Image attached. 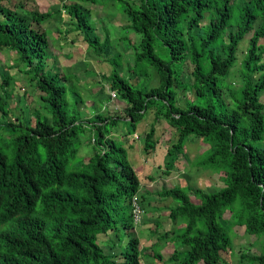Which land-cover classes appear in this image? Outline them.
<instances>
[{
	"label": "trees",
	"instance_id": "trees-1",
	"mask_svg": "<svg viewBox=\"0 0 264 264\" xmlns=\"http://www.w3.org/2000/svg\"><path fill=\"white\" fill-rule=\"evenodd\" d=\"M63 1L40 12L0 0V55L16 56L0 65V264H232L236 228L256 239L255 254L241 252L239 264H264V0ZM99 11L109 20L119 13L127 23L120 29L137 40L106 33L102 42ZM54 23L111 66L95 83L116 98L91 117L77 85L87 75L60 66L52 51ZM11 69L36 91L34 109L24 106L26 94L12 107ZM114 102L126 106L111 110ZM142 123L151 125L141 137L154 167L144 181L129 153ZM181 165L223 186L209 191L186 179L163 187L155 195L171 201L170 212L148 223L160 208L148 209L146 184ZM143 223L156 236L152 249L135 232ZM163 240L175 246L167 259Z\"/></svg>",
	"mask_w": 264,
	"mask_h": 264
},
{
	"label": "rangeland",
	"instance_id": "rangeland-1",
	"mask_svg": "<svg viewBox=\"0 0 264 264\" xmlns=\"http://www.w3.org/2000/svg\"><path fill=\"white\" fill-rule=\"evenodd\" d=\"M21 2L29 3L30 5L36 7V9H38L40 12H45L47 10H54L57 7L61 8V6L64 5L65 3V1L63 0H17V4H21ZM87 6L90 7L89 4ZM64 18L65 19L68 18L67 14H64ZM93 19L96 24L97 33L100 35L102 42L105 39L106 33L110 34L111 39L127 36L130 37L132 40L136 41L138 38L133 32L131 31L126 32L120 29L123 28L127 23L122 19V16L119 13L116 14L111 20H109L107 12L99 11L97 15H93ZM66 27L63 26L65 30L73 31L72 29H66ZM68 28L71 27L68 26ZM57 30H58L57 23H54L52 26H50V30H48L49 39L53 43L52 51L59 55L60 66H63L65 68L67 67L72 68L71 71L76 73L81 78L83 77V75H87L83 77V82L77 83V85L79 84L80 88H85L80 92V95L85 100V104L81 106V108L83 109V111L86 112L87 117H91L92 113L95 114L101 110H104L102 108L104 107L105 101L102 100H104V98H107V96L111 95V91L109 90L108 86L104 87V90H102L101 93L100 91L101 89H103V86L99 87V85H96V83L103 84V82L101 81L102 73L106 75L111 74V70H112L111 66H109L106 63V61H101L100 58H98L93 53H90L87 50V45L82 40L81 35H77L75 37L77 38L76 41H73L72 34H70L69 36L65 34H63V36L58 35ZM248 47H249V41L245 40L240 46L242 52L240 51L239 54L241 57H239V61L235 66V70L238 69L240 70L242 64L241 61L244 58L245 51H247ZM15 60H16V56L11 52L6 51L0 55L1 66L7 65V67H11L14 64ZM11 74L14 75L12 90L15 96L14 101L11 103L12 107L16 108L15 110H17L16 107L18 106V104L16 103L17 100H19L20 96L26 94L28 98L26 101H24V106L25 107H27V105L31 106L32 103V106L30 108L34 109L36 107L34 103V97L37 95L36 91H34L28 85L27 79L24 77L23 74H21L20 72L17 73L15 69H11ZM93 75L96 76L93 78ZM236 75H237V71L232 74L231 80L235 81ZM183 81L186 82L189 81V77L188 76L184 77ZM9 90H11L10 87ZM95 98L96 99L99 98L100 100L95 101ZM38 102H40V100H38ZM22 104H23L22 102H19L20 106ZM125 106L126 105H124V103L114 102L112 103L110 109L116 110L117 107L121 110ZM9 118L11 121L16 120V117H14L13 113ZM144 122H148V121H144ZM150 129H151V125H149L148 123H142L137 132L139 134V139L133 141V142H137L136 145L137 149L129 150L130 160L135 170L138 172V175L142 178V181H144L143 177L146 174L153 172V168H154V167H150V164H146L145 151H144V138L141 137L142 134H146L147 132L150 131ZM158 132L159 134L156 135V138L162 134L163 132L162 126ZM195 147L196 146L194 145H190L189 148L191 149ZM191 157L195 158V155L191 154ZM183 166L184 165H181V170H183L182 172L176 171V173H174L171 177H163L161 179L159 178V180H157L156 182L146 184V189L150 192L147 195L148 203L150 204L148 209L152 210L155 206H158V208H160V211H157L151 218L148 219V223L165 222L167 214L170 212L169 206L171 205V201L162 203L161 202L162 200L155 195V193L157 191H160L163 187H171L178 185L182 180H186V179H188V181H190L192 185H197L198 187L200 188L202 187L203 189L208 188L209 191L218 189L217 186L219 187L223 186V183L218 181L216 175L213 176L210 173L204 174L201 171H197L195 169L192 171H188ZM156 173H158V170L155 169V174ZM142 225L143 227L137 228V230L135 229V232L137 233L138 236L142 238V240H144V245L150 246L151 248V246H154L155 244L156 236L154 238H149V234H150L149 232H151L150 228L148 227L145 228L144 223ZM172 227H173L172 224L167 226V228L170 229ZM236 231L238 235H236L233 238L235 253L232 256V264H239L241 259L240 258L241 252L247 254H255L256 251L252 247V243H254L256 239L254 237L249 236L243 228H236ZM111 235H112L111 233L109 235H101L99 236L101 239L99 241L103 242V240H109V237ZM160 245H163L162 254L165 256L166 259L169 258L172 255L175 246L167 244L164 240L160 242ZM151 254H153V251H151ZM224 256H226V258H230L229 254H224ZM142 264H153V263H151V261H146L145 263L142 262Z\"/></svg>",
	"mask_w": 264,
	"mask_h": 264
},
{
	"label": "built area",
	"instance_id": "built-area-1",
	"mask_svg": "<svg viewBox=\"0 0 264 264\" xmlns=\"http://www.w3.org/2000/svg\"><path fill=\"white\" fill-rule=\"evenodd\" d=\"M112 97L115 99L116 95L113 93ZM134 208L135 209L133 210V214H134L135 223L140 224L143 218V210L138 204H135Z\"/></svg>",
	"mask_w": 264,
	"mask_h": 264
},
{
	"label": "clouds",
	"instance_id": "clouds-1",
	"mask_svg": "<svg viewBox=\"0 0 264 264\" xmlns=\"http://www.w3.org/2000/svg\"><path fill=\"white\" fill-rule=\"evenodd\" d=\"M111 96H112V94H111Z\"/></svg>",
	"mask_w": 264,
	"mask_h": 264
}]
</instances>
